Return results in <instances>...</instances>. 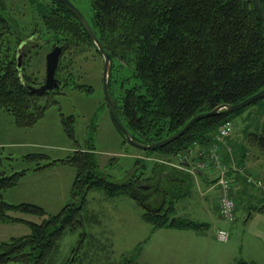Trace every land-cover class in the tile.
Segmentation results:
<instances>
[{"label": "trees", "instance_id": "1", "mask_svg": "<svg viewBox=\"0 0 264 264\" xmlns=\"http://www.w3.org/2000/svg\"><path fill=\"white\" fill-rule=\"evenodd\" d=\"M259 1L264 10V0ZM89 2L91 14L86 19L111 57L110 96L122 124L130 136L141 143H152L173 134L196 113L221 103H238L264 89L263 21L252 0ZM30 6L34 9L32 17L20 20L19 24L0 11V110L11 114L18 127L32 126L40 119L50 104H47L48 96L56 91L37 93L28 87L41 83L26 71L28 58L39 46V41H49L50 47L62 43L64 52L55 73L64 84L73 75L68 71L71 55L87 44L97 50L66 4L55 0H30ZM69 49L74 51L70 53ZM65 51L71 54L68 62L63 59ZM17 54L22 55L20 65ZM119 68L126 69L127 73L115 97L112 85ZM75 86L89 90L87 85ZM231 113L221 109L216 115L192 123L174 141L155 150H142L145 157L133 159L136 167L126 172L128 177L121 183L110 181L98 172L92 147L81 149L77 146L65 157L54 160L43 153H26L23 160L34 163L33 171L55 162L75 168L71 201L48 215L40 205L10 202L1 192L0 221L22 222L29 232L0 240V264H78L75 255L82 248L85 233L81 209L87 193L94 189H101L108 197L124 194L133 199L152 228L196 227L191 220L170 218L168 213L169 206L187 193L192 176L199 170L174 169L161 157L177 158L196 142L206 148L219 124L230 120ZM72 121L73 116H62L61 122L70 137H73ZM246 135L252 145L264 150V123L258 131ZM123 140L126 142L124 137ZM152 154L161 156L160 160H151ZM42 159L47 161L41 162ZM29 169L6 174L1 169L0 157V191L14 186ZM144 180L147 183H142ZM14 210L42 218L33 221L10 215ZM77 229L81 230L80 236L71 254L60 258L61 239L67 232Z\"/></svg>", "mask_w": 264, "mask_h": 264}, {"label": "rangeland", "instance_id": "2", "mask_svg": "<svg viewBox=\"0 0 264 264\" xmlns=\"http://www.w3.org/2000/svg\"><path fill=\"white\" fill-rule=\"evenodd\" d=\"M70 1L89 18V0ZM0 11L8 19L15 18L18 24L20 20H30L34 13L30 0H0ZM49 48V41H39V46L32 50L28 58L26 71L32 73L36 80L45 76V55ZM77 50L79 51L74 55L65 51V62L69 61L70 55L72 57L68 71L73 75L66 84L62 81L59 86L61 90L56 89L55 94L48 96L47 104H50H46L43 115L32 126L18 127L14 124L11 114L0 110L1 169L10 174L30 168L20 176L14 186L0 193L2 192L4 198L10 202L27 201L40 205L48 215L58 212L63 205L71 201L70 189L75 168L70 164L55 162L54 167L52 165L55 163L34 172L31 168L34 163L23 160L26 153H43L47 158L54 160L65 157L77 146L81 149L92 147L99 166L98 172L116 183L125 182L128 177L126 172L130 171L132 166L136 167L133 165V159L139 156L144 158L146 155L141 149L124 142L110 116L103 95L101 54L89 44ZM73 51L74 49L68 50L70 53ZM118 70L112 85L115 97H118L122 79L127 73L126 69ZM124 83L127 84L125 81ZM78 84L87 85L89 90L79 89L75 86ZM70 115L73 116V137L67 134L61 122L62 116ZM229 117L232 131L226 138V144L235 146L231 147L228 162L223 159L227 171L233 176L245 178L246 175L255 173L249 170L253 168L252 165L264 170V150L261 151L252 145L250 138H246L248 132L258 131L264 123V96L256 99L254 103L232 111ZM192 149L193 152L187 157L191 162L198 161L199 156H203L199 151L204 148L196 142L188 147L186 152ZM179 155H182V152ZM160 157L152 154L150 159L160 160ZM161 159L169 167L182 170L175 165L176 157L165 156ZM46 161L41 160L44 163ZM240 182L244 186L243 179H240ZM142 183H147V180ZM254 186L256 185L251 183V186L242 192L231 188L230 194L236 198L238 208L235 220L230 222L217 216L212 207L211 196L215 194V190L202 193V189L194 186L199 194L202 193L200 201L188 199L189 196L181 198L183 195L176 199L173 206H169L168 215L170 218L191 220L195 225L198 224L192 227L196 230H188L189 235L187 232L181 235L182 231L179 229H152V225L143 218L142 209L127 195L108 197L101 189L91 190L87 193L86 202L81 209L82 231L85 233L82 248L75 255L77 263L236 264L238 261H244L245 264H264V211L256 212L257 207L264 206V202L259 201L262 197L260 192L264 191V187ZM100 205H103L102 209ZM9 214L33 221L42 218L36 214L15 210ZM217 229L228 231L225 241L217 238ZM80 231H70L63 236L58 249L60 258L71 254ZM28 232L29 228L22 222L0 221V240H9Z\"/></svg>", "mask_w": 264, "mask_h": 264}, {"label": "water", "instance_id": "3", "mask_svg": "<svg viewBox=\"0 0 264 264\" xmlns=\"http://www.w3.org/2000/svg\"><path fill=\"white\" fill-rule=\"evenodd\" d=\"M55 1L62 2L68 6L70 11L74 14L76 19L80 22L82 28L87 33L90 40L96 46L98 52L101 54V56L103 58V67H102L103 95H104V99L106 101L110 116H111L115 126L117 127V129H119L120 132L123 134L125 141L128 142L129 144H131L132 146L138 148V149H141V150L158 149V148L164 146L165 144L174 141V139H176L177 137L184 134L185 131L190 127V125L192 123L196 122L198 119H202V118H205L208 116L216 115V114H218V112H220L221 109H225L226 111L231 112L233 110H236V109L243 107V105L250 104V103L254 102L255 99H257L261 95H264V89H262V90L257 91L254 94H252L246 98H243V101H240L238 103H232L231 105L226 104V103H221L218 106H216L212 109H209L208 111L196 113V115L193 116L192 118H190L185 123V125H183V127L181 129L174 132L173 134L166 136L163 139H160V140L152 142V143H148V144L141 143V142L135 140L134 138H132L130 136L128 129L122 124V122H121V120L117 114V111L115 109L114 102L110 96L109 88H108V79H109V74H110V59H111L110 54L104 49L102 43L99 41L96 34L92 30L89 22L87 21L86 17L84 16V14L70 0H55ZM252 2L257 9L259 17H261V19L263 21V29H264V10H263V7L261 6L259 0H252ZM60 53H61V47L59 45L53 46L46 53V55H45L44 81L38 85L28 86L31 90L38 93V92H44L46 90L57 89L59 87V83H58L59 79H57L55 77V71H56V67L58 65ZM21 57H22L21 54L16 55L18 65H20Z\"/></svg>", "mask_w": 264, "mask_h": 264}, {"label": "built area", "instance_id": "4", "mask_svg": "<svg viewBox=\"0 0 264 264\" xmlns=\"http://www.w3.org/2000/svg\"><path fill=\"white\" fill-rule=\"evenodd\" d=\"M231 131L232 124L230 120L222 121L217 127L215 133L211 136L212 138L206 148L199 151V154H202L203 156H199L198 161L191 162V160H189L187 157L188 154L193 152V149L192 151L178 155L175 160V165H177V167L190 172H192L193 167L198 169L212 167L213 171L216 172L215 181L220 188V192L218 193V197L216 199L217 213L220 218L229 222L235 220L236 201L230 194L232 183L227 168L223 163L224 160L222 148L229 149V147L226 145L225 138L228 137ZM187 161L191 162V167H185L184 164L187 163ZM249 179L250 178H248V180ZM253 182L257 187H264V182L260 179H253ZM227 237V230L217 229V238L219 240L225 241Z\"/></svg>", "mask_w": 264, "mask_h": 264}, {"label": "crops", "instance_id": "5", "mask_svg": "<svg viewBox=\"0 0 264 264\" xmlns=\"http://www.w3.org/2000/svg\"><path fill=\"white\" fill-rule=\"evenodd\" d=\"M226 138H225V141H226ZM227 146L229 147V149L228 148L226 149L225 159L228 158V155L231 153V150H232L231 147L235 146V144H229ZM241 155H240V158H241ZM227 162H228V159H227ZM54 166H56V163L54 165H52V167H54ZM252 166H253V168H251L249 170H252L251 172H255V173L253 175L252 174L251 175L250 174L246 175L245 178L239 177L238 175L237 176L236 175L233 176V174L228 170L229 171L228 174H229V176H230V178L232 180L231 181L232 182V187L231 188H233L232 190L236 189L238 191L240 190V192L244 191L247 187L251 186V183L255 185V183L253 182V179H259L260 178L261 181L264 182V170L262 168H259L258 166L257 167H255L254 165H252ZM44 169H46V168H44ZM34 172H35V170H34ZM215 176H216V172H213L212 168H210V167H208V169L207 168L206 169H199V173H197L196 175L192 176L191 183H190L191 185L189 186V189H188L187 193L184 194V196H182L181 198H187L189 196L188 199L190 198V199H193L194 201L196 200L198 202L202 198V196H201L202 193H204L206 191H211V189L215 190V194H213V196H211V204H212V207L214 208V210H215V212H216V214L218 216L217 207H216V199L218 197V193L220 192V188H219L218 184L215 181ZM248 178H250V179L248 180ZM240 179H243L244 186L241 185ZM194 186H196L199 189H202L201 190L202 193L199 194ZM254 187H257V186H254ZM194 188H195V190H194ZM260 193H262L261 194L262 197H260L259 201L260 202H264V191H261ZM234 199L236 201L235 202V206H236L235 212H236V209L238 208V206H237L238 204H237L236 198H234ZM20 202H27V201H20ZM29 203H33V202H29ZM100 208L102 209L103 205H100ZM259 211L260 212L264 211V206L263 207H257L256 208V212H259ZM159 228H171L173 230H178L179 229L180 231H182L181 235L183 233H186V232L189 235V233H190V231H188L189 229L196 230L195 228H192V227H190V228H183V227L176 228V227H170V226H163V227H159ZM159 228H152V229L155 230V229H159ZM183 231H185V232H183Z\"/></svg>", "mask_w": 264, "mask_h": 264}, {"label": "flooded vegetation", "instance_id": "6", "mask_svg": "<svg viewBox=\"0 0 264 264\" xmlns=\"http://www.w3.org/2000/svg\"><path fill=\"white\" fill-rule=\"evenodd\" d=\"M55 45H59L60 47H61V53H60V57L63 55V52H62V50H63V47H62V43H55V44H53V45H51V47L49 48V50L53 47V46H55ZM48 50V51H49ZM56 72V71H55ZM55 77L57 78V79H59V86H60V84L62 83V80H61V78H59L57 75H56V73H55ZM44 81V77L41 79V83ZM59 88V87H58Z\"/></svg>", "mask_w": 264, "mask_h": 264}]
</instances>
